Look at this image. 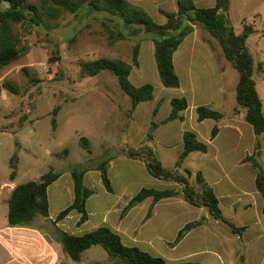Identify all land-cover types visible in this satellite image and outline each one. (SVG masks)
<instances>
[{
  "label": "rangeland",
  "instance_id": "obj_1",
  "mask_svg": "<svg viewBox=\"0 0 264 264\" xmlns=\"http://www.w3.org/2000/svg\"><path fill=\"white\" fill-rule=\"evenodd\" d=\"M131 1L133 5L149 8L146 11L157 23H166L167 18L160 11L150 10V0ZM261 3L264 0H232L236 31L242 29L237 19L239 12L253 11ZM7 7L8 2L0 0V11ZM104 20L103 14L93 13L80 17L66 14L58 20L47 21L48 27L37 28L28 37L25 34L24 44L30 46L28 54L0 70V86L10 82L20 91L15 94L3 90L0 97V229L7 224V199L11 186L38 181L52 168L65 174L64 182L70 190L72 168L91 169L104 159H114L129 153L136 155L135 160H129L125 168L120 165L111 168L117 195L126 186H129V194L143 187L168 188L171 185L169 182L156 180L149 175L144 161L146 148L153 149L164 166L173 169L183 147V132L194 131L202 139L209 138L214 125L218 124L222 132L213 142L209 154L192 153L184 161L183 168L192 172L189 180L196 189H200L196 174L198 171L203 172L215 187L225 217L238 227L248 226L249 231L238 235L224 222L212 217L207 221L204 215L209 211L201 207L194 217L197 220L204 217L206 223L196 228V233L191 237V247L196 254L187 261L200 264H264L261 239L264 234V201L256 189V171L250 162H244L248 155L254 154L257 136L245 119V109L241 107L240 111L234 110V114H238L235 130L231 129V117L220 122L210 120L201 124L193 107L186 113L185 123L161 124L171 112L169 101L174 97H183L182 91L190 86L188 70L191 57L194 59L192 67L197 73L198 83H214V74L219 73L225 64L222 63L225 55L219 42L206 30L196 26L176 54L182 86L168 88L159 77L155 44L152 41L154 35L143 32L138 38L120 40L111 45ZM136 41L141 42L142 49L140 65L133 68L131 81L136 86L153 84L155 100L142 103L136 116H133L130 113L131 101L122 92L114 75L103 72L94 78L86 77L82 75L81 67L84 62L101 57L119 58L132 63ZM253 53L257 62L264 64V54L255 48ZM185 60L187 64L183 63ZM230 65L232 75L227 84L232 87L234 102L237 103L236 88L233 89L237 86L239 73ZM256 81L264 103V73L257 74ZM186 98L193 106L198 103L188 95ZM57 106L60 110L54 116L53 110ZM157 106L158 115L153 117ZM224 113L228 114L229 111L225 110ZM54 117L56 127L53 125ZM152 121L160 124L158 132L152 131ZM150 132L157 138L156 143L154 140L148 141ZM84 137L89 140L91 153L81 146ZM261 142L258 159L264 168V138ZM15 154L18 155L16 178L12 181L10 160ZM181 173L185 174L184 171ZM96 174L91 173L85 181L87 187L95 190V195L88 203V209L97 212L93 223L100 220V212L104 207L113 204L108 198H116L108 195L103 181ZM237 189H240V194L246 192L243 198L246 209L241 205H233ZM55 192L52 188L50 198L53 209L56 206ZM68 203L67 196L60 202V207H66ZM145 211L149 213L152 209L146 208ZM112 217L113 214L110 219ZM51 224L54 226V222ZM52 225L49 227L51 235L56 238V228ZM180 225L174 224L172 230ZM89 227L86 226L82 234L91 231ZM74 264L117 263L109 258L103 247L93 246L83 253L82 262Z\"/></svg>",
  "mask_w": 264,
  "mask_h": 264
},
{
  "label": "trees",
  "instance_id": "obj_2",
  "mask_svg": "<svg viewBox=\"0 0 264 264\" xmlns=\"http://www.w3.org/2000/svg\"><path fill=\"white\" fill-rule=\"evenodd\" d=\"M9 7L0 11V70L18 61L28 54L30 46L24 44L25 34L28 35L37 28L48 27L47 21L58 20L66 14L75 17L86 16L87 14H103L105 20L103 25L109 33V43L112 45L120 40L138 38L143 32L151 33L154 36L152 41L155 44V60L159 77L162 84L168 88H180L181 78L175 69L174 56L185 39L190 36L196 26H200L210 33L220 44L226 59L239 73V81L236 87V101L238 105L246 109L245 119L257 136L255 152L248 155L244 162H250L256 171L255 185L264 201V168L259 156L261 155L262 142L264 138V103L257 89L256 75L264 73V64L257 62L255 55L248 44L249 38L255 33L253 25L244 23V30L237 34L229 17V6L231 0H216L212 7H199L194 0H178L177 11L160 9V12L167 18L166 23L159 24L142 7L133 5L129 0H5ZM141 42L136 41L133 48L132 63L119 58L101 57L95 60L86 61L82 64L81 73L86 77H97L103 72L114 75L122 92L131 101L130 113L133 114L141 103L149 102L155 98V87L151 83L136 86L131 81V74L134 67L140 65ZM3 90L19 94L20 91L10 82L0 86V97ZM171 112L161 122L167 124L172 121H184L182 112L189 108V101L186 97H174L171 99ZM60 107L53 110L54 116L58 114ZM159 112L157 106L153 112L156 117ZM198 122L206 119L222 121L225 116L217 110L208 106H199L196 109ZM53 125L56 127V117L53 118ZM157 122L152 121V131L159 128ZM221 129L216 124L210 136L213 141L219 135ZM154 140V134H148V141ZM83 149L92 152L89 140L81 139ZM68 150H66L67 152ZM147 154L145 164L151 176L156 179L174 182L181 186L178 188L157 189L143 187L122 210L121 217L128 213L149 198L154 203L161 200L177 197L182 194L185 201L195 207H206L211 217L216 221L226 223L233 232L242 235L246 231L245 226L238 227L224 215L220 200L213 187L206 181L203 172L196 174L197 183L200 189H196L190 183L192 172L183 168L184 161L192 153L206 154L209 151V144L199 139L194 131H185L183 135V152L180 154L173 169L164 166L161 159L151 148H146ZM129 158H135L134 154H127ZM15 154L10 160V167L13 170L11 180L16 178ZM111 159H104L91 169L74 167L71 175L74 180V201L61 211L56 222L64 220L71 212L80 214L78 225L89 220L87 210L88 199L95 194L93 188L85 184V175L90 170H97L101 174L106 190L114 192L108 165ZM184 171L185 174H182ZM62 172L50 169L43 174L38 181H28L17 185L8 200V224L10 227H30L33 220L42 216H50V203L48 190L61 176ZM264 213V207H263ZM152 216L149 211L147 219ZM55 222V223H56ZM206 218L194 220L186 224L178 233L171 246L179 244L185 236L194 229L204 226ZM66 253L75 262H81L83 253L93 246L103 247L117 264H169L162 256L138 247L126 245L120 234L107 226L99 227L83 235H74L59 228H56V238ZM175 264H199L194 262H179Z\"/></svg>",
  "mask_w": 264,
  "mask_h": 264
},
{
  "label": "crops",
  "instance_id": "obj_3",
  "mask_svg": "<svg viewBox=\"0 0 264 264\" xmlns=\"http://www.w3.org/2000/svg\"><path fill=\"white\" fill-rule=\"evenodd\" d=\"M129 1L132 2L131 0ZM150 1L152 2V6L150 10L153 9L158 13L160 9H164L172 12L177 11L178 9V5H177L178 0H150ZM194 1L199 7H212L216 4V0H194ZM261 1L262 0H260V2ZM143 8L145 10L149 9L147 7H143ZM232 14L233 12H232V0H231L229 6V17L236 31ZM237 19L242 25V29L236 31V33L241 34L243 32L245 22L247 24L253 25L255 29V33L249 38L248 44L251 47L252 51L255 48L257 52L264 54V3L258 4L256 9L253 11H249L246 13L239 12ZM253 37H256L255 38L256 40L253 44H251ZM179 50L180 48L175 53L174 64H175V69L181 78V73H179L180 64L178 63V57L176 58V54L179 53ZM221 51L223 53L222 48ZM183 63L187 64V60H185ZM193 63H194V59L191 57L189 59L190 69L188 70L191 83L187 89L182 91V96L186 97L188 95L192 97L195 100V102L198 103H196L193 106L192 103L189 102L190 104L189 108L186 111L182 112V115L185 117V120L184 121L176 120V121H172V123L174 122L185 123L186 113L192 107L196 110L197 107L204 105L222 113L225 116L223 120H226V117H231L230 123L233 126L231 129L235 130L237 125L236 116L238 114L235 115L234 110L238 109L240 111L241 107L238 105V103L234 102L233 93L231 91L232 87L228 86L227 84L232 75L230 62L226 59L225 56H223L222 63L225 64L221 66L219 73L214 74L215 75L213 79L214 83H212L211 85L207 83L201 85L198 83L197 73H195L192 67ZM236 87H234L233 90H235ZM170 102L171 100L169 101V103ZM140 105H138V107L136 108L135 112L133 113V116H136V113L138 112ZM225 110H228L229 113L225 114L224 113ZM245 116H246V109H245ZM210 120L213 119H206L205 121L200 123L202 124ZM159 129L160 127L156 131L158 132ZM221 132L222 129L220 133ZM184 133L185 131L183 132V135ZM197 135L201 141L203 140V142H207L209 144L208 153L206 154L201 153L204 156H206L209 154L213 142H215L218 139L219 135L213 141H210V137L209 138L206 137L202 139L199 136V134ZM153 142L155 143L157 142L156 137L154 138ZM182 152H183V147L179 151V156ZM129 160H135V159L129 158L126 154H124L121 156H116V158L111 159V161L109 162L108 165L109 177L114 192L113 193L108 192V195L116 198L115 200L114 198L111 197L108 198L113 202V204L111 206L104 207L103 211L100 212L101 218L99 221H95L93 223V219L96 217L97 212H93L88 209V203L92 199L91 196L87 201L89 220L86 221L84 224L80 226L78 225L81 216L75 211L71 212L64 220L56 222L59 213L64 209H66L67 207H69L74 201L73 177L71 175L70 190H68V188H66L67 183L66 181L64 182V177H65L64 173L54 184H52L49 187L48 196L50 203V216L48 218L38 216L33 220L30 227H10L8 224V212H7V224L0 229V264H74L75 261L72 260L71 257L66 253L63 245L59 241H57L53 235H51L50 225H52L51 224L52 222H54L55 228H59L74 235H83L82 232L84 228L88 225L90 226L89 228H91V231L102 226H107L116 233L120 234L123 242L126 245L138 246L152 253L153 255L162 256L169 262V264H175L179 262H191L187 260L193 257L196 254V252H194L195 250H193L191 247L192 245L190 239L196 233L195 231L197 229H194L193 231L189 232L179 244L175 246L170 245L175 241L179 231L186 224H188L191 221L197 220V218L194 216L195 214H197V210L200 209L199 207H195L189 204L188 202H186L182 194L178 195L177 197L161 200L157 203H154L153 199L149 198L143 203L133 208L126 217L124 218L121 217L122 210L127 206V204L141 189H139L136 193L129 194V190H128L129 186H126L124 191L119 195H117L116 186L113 177L111 175V168L117 167V165H120L122 166V168H125V166L129 165ZM94 172L97 173L96 175H98L100 180H102L99 171L90 170L85 175V181L87 177ZM205 179L209 183V180L206 176ZM169 184L171 185H169L168 188L180 189L179 186H177L174 182H169ZM209 184L215 190L214 185L212 183ZM16 186L17 185L13 184L9 189V193H8L9 197L7 199V202L10 198L13 189ZM52 188H54L56 191L54 196L55 204H56L55 209H53V204L50 198V192ZM239 191L240 189H237L238 193L236 194V196H234L233 205L236 206L241 205L243 209H246V205L243 204V198L246 196V192L242 191L240 194ZM67 196L69 197L68 205L66 207H60V202L64 200V198ZM146 208H148V210L150 208L152 209V216L149 219L146 218L148 214V212L145 211ZM262 212H263V208H262ZM111 214H113L112 219H110ZM204 217L207 218V221L211 218L209 212H206ZM182 219H186V221H182ZM176 223L181 224L180 227L172 230V226ZM245 227L247 229L242 235L248 233L249 231L248 229L249 227L248 226ZM261 239L264 247V234L261 235ZM263 253H264V249H263ZM241 260H243V256H241ZM82 261H83V257L81 262ZM76 263H80V262H76ZM194 263H199V262H194Z\"/></svg>",
  "mask_w": 264,
  "mask_h": 264
}]
</instances>
